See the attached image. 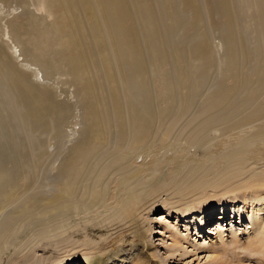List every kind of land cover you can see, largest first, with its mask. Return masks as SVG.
Masks as SVG:
<instances>
[{
    "label": "rangeland",
    "instance_id": "rangeland-1",
    "mask_svg": "<svg viewBox=\"0 0 264 264\" xmlns=\"http://www.w3.org/2000/svg\"><path fill=\"white\" fill-rule=\"evenodd\" d=\"M80 1L84 0H63V6L55 1L52 5L53 14L48 16L44 11L37 9L35 0L34 2L26 0L28 6L18 4L15 0H0V52L6 49L4 50L6 54H10L17 62L20 61L18 63L20 71H29L28 67L21 64L23 55L18 56V51L13 54L14 48L8 49L3 42L7 39L6 31L8 30L2 26L6 21L13 22L11 36L18 40L17 48L25 51L28 46L32 52L35 51L39 56L28 57L24 52L25 58L33 63H36V59L40 57L54 59L58 65L55 71L57 74L52 76L53 80L49 83L58 93H61L60 98H68V100L71 98L72 101L81 99L79 94L82 92L78 90L81 89L83 82H70L68 71L66 74L63 72L78 56L69 38L71 29L79 30L77 34L82 45L85 41L93 43L88 21L83 19L80 23H74L71 20L72 4ZM163 1L126 0V7L132 15L134 39L144 56L145 69L142 75L143 83L132 84L127 91L128 94L126 92V100L135 102V94L139 93L140 86H144L152 103L161 104L171 89L170 84L174 79L171 77V72L179 64L178 62L175 64L172 58L155 57L151 41L156 45L155 51H174L183 48L190 53L201 40H206V45L209 43V49L213 51L212 57L217 51L219 55L215 53L217 56L213 59L210 57L207 62L200 61L202 65L195 59L193 62L189 61L191 58L186 55L180 65L193 69L194 66L199 64L203 66L207 63L204 64L205 78L203 77L201 82L199 78L193 77V79L196 78L192 81L194 84L198 82V85L206 86L205 88H214L216 81L219 83L220 79L224 85L232 84L231 78L225 71L228 61L224 59L228 55L227 49H232V46L223 45L220 41L222 38L227 40L229 36L226 26L228 19L225 16L223 2L227 5L226 11L231 17H235L238 23L236 37L241 41L239 46L243 48L246 46V49L249 48L251 52L255 50L253 55L264 53L263 37L261 38L259 29L260 19L250 15L254 8L248 5L247 0H196L188 7L183 0H168L175 2L177 13L183 20L182 25L178 23V27L175 26V28L172 25L171 29L165 25L162 30L161 28L152 30L143 20V16L149 7L158 8V5L164 3ZM107 2V0H99L96 4L100 18L103 16L102 9ZM23 12L25 14L21 15ZM14 19L16 20L13 21ZM192 22L195 23L192 25ZM42 27L44 30L40 31ZM163 30L167 34L162 32ZM88 47L99 55L96 46ZM14 55H17L16 58ZM251 62L249 65L252 66ZM111 65L116 67L114 71L116 78L120 77L122 70L115 62ZM187 65L190 66L187 67ZM126 71L130 72L132 78L131 66ZM222 72H224L223 75H221ZM29 77L32 82H36L34 75ZM89 78L98 91L99 99L103 97L109 99L122 92H117L111 78L107 80V70L104 67H99L98 75L90 74ZM2 82L3 80L0 79V83ZM203 82L207 85L202 84ZM208 85L211 86L208 87ZM72 92L75 94L72 95ZM76 113L79 111L73 112V115ZM10 120V110L5 106L0 89V155L8 167H12L16 162L28 164L29 152L34 146H40V139L51 138V146L48 150L51 153H58L59 157L61 152L59 147L62 143L54 133L34 134L30 130H25L22 123L17 120L11 121L8 125ZM74 122L69 116L63 134L70 133ZM240 133V130H236L230 134V137L229 135L219 136L220 138L217 137L209 143H202V146L193 145L183 150L180 148L181 136L178 137L179 131H177L171 141L158 144L144 143L141 149L137 148L141 154L135 158H132L135 150L126 151V156L122 159L125 165L122 167L127 168L128 178L123 183L117 181L108 187L99 183L93 186L94 183L88 180L73 192L72 195L77 197L79 202L91 204V207L88 205L87 208L82 207L75 211L78 212L83 226L63 225L59 220L44 219V215L39 214L41 220L35 217L30 220L31 223L18 225L15 229V233L20 236L31 234L41 237L38 246L22 256L13 254L10 250L6 256L5 254L0 256V264H220L221 262L222 264H264V252L256 250L257 246L252 244L261 233L260 227L255 229V225L264 221V189L244 186V188H237L236 185L241 183L240 178H232L231 174L227 173L228 161L221 158L223 152L228 151L226 149L236 146ZM14 144H18V147ZM255 147L245 157L246 170L253 165L264 166V144L258 142ZM53 159L56 160L57 157ZM129 164L138 167L139 170L133 172ZM48 165L49 163L45 161L38 167L39 171L34 170L36 174L33 176L31 185L23 175L18 177V184L23 188L20 186L21 189L16 191L17 195L21 196L30 187L32 189L30 188L31 191L28 190L27 193L32 192L33 187L43 186L48 181ZM190 170H193V175L200 177L203 173V180L209 183L215 181L217 177L230 180H219L223 182V185L208 188L206 192H200L199 195L188 196L189 200L194 199L188 202V204L191 202L189 207L181 202L172 204L166 201L168 194L157 191L154 192L156 194L150 201L152 203L150 207L148 203L146 207L134 211L127 207V195H117V193H124L125 182L138 180L144 182L150 190H155L161 184H169L174 178L188 174ZM31 174L34 175L32 172ZM50 176L54 179V184L59 186L66 184V179L58 170ZM13 192L7 194L5 191L0 192V206L6 205L14 197L17 203L21 202L19 196L10 199ZM252 195H255L253 205H251ZM256 196L259 198L256 199ZM199 199L202 202L198 201ZM39 204V202L35 203V205ZM8 208L10 209V207L6 209ZM210 209L213 211L209 212ZM259 211L258 221L254 222L247 218L253 212L258 214ZM75 212L67 211L72 221L77 217H73ZM84 216L97 218L96 222L94 221L96 226L89 223L86 226L82 219ZM173 227H175L174 233L171 231ZM257 239L254 241L256 242Z\"/></svg>",
    "mask_w": 264,
    "mask_h": 264
},
{
    "label": "bare ground",
    "instance_id": "bare-ground-1",
    "mask_svg": "<svg viewBox=\"0 0 264 264\" xmlns=\"http://www.w3.org/2000/svg\"><path fill=\"white\" fill-rule=\"evenodd\" d=\"M25 1L15 0L18 4L28 6ZM32 1L34 2V0ZM55 1L62 4L63 0H35L34 3L37 9L51 16L53 14L52 5ZM98 1L84 0L77 4L73 3L70 11L72 22L80 23L83 19L88 21L93 37V43L85 41L82 45L77 34L78 29L72 28L69 36L78 56L63 72L66 74L68 71L70 82H83L81 89L78 90V92H82L79 94L81 97L79 101L60 98L61 93H58L53 85H50L49 82L53 80L52 76L57 74L55 71L58 65L54 59L40 57L36 59V63L31 62L25 58V54L28 57L39 55L35 51L32 52L28 46L25 51L17 48L16 41L18 40L11 36L13 22L6 21L2 26L8 30L6 31L7 39L3 40L6 47L14 48L13 54L18 51V56L23 55L21 64L23 63L22 66L29 69L27 72L20 71L19 60L17 62L10 54H6L4 52L6 49L0 52V79L3 80L0 83V89L5 106L10 110L11 120L8 125L11 121L17 120L22 123L25 130H30L34 134L43 135L52 132L60 139L62 145L59 147L61 152L58 157V153H51L48 150L51 146V138L40 139V146H34L29 152L28 164L16 162L12 167H8L0 155V192L5 191L7 194L14 191L10 199L19 196L16 191L21 189L22 185L18 184V177L23 175L31 185L33 176L36 174L34 170L39 171L38 167L45 161L47 164L49 163L48 181L43 186L38 187L37 184H34L36 187L32 186V192L27 193L30 187L19 196L21 202L17 203V199L14 197L6 205L0 206V256L3 254L6 256L10 250L13 251V254L22 256L38 246L41 237L31 234L20 236L15 233V229L18 225L31 223L30 220L39 217V214H43L44 219L59 220L63 225L83 226L78 212L75 211L82 207L87 208L88 205L91 207V204L79 202V199L72 195L73 192L88 180L94 183L93 186H97V183L107 185V187L117 181L123 183L128 178L127 168L122 167L125 165L122 159L126 156V151L135 150L132 156L135 158L141 154L137 148L141 149L144 143L158 144L171 141L177 131H179L178 137L181 136L179 140L182 142V146L180 148L187 150L193 145L209 143L219 136L229 135L228 137H230L231 133L240 130L236 146L226 149L228 151H224L221 155V158L228 161L229 171L227 173H230L232 178H240L241 183L236 185L237 188L258 187L264 189V166L253 165L249 170L244 167L245 157L252 152V149L256 148V144L258 142L264 144V53L256 54L258 52L256 50V55H253L255 50L252 49L251 52L248 47L246 49V46L245 48L239 46L241 41L236 37L238 23L236 18L231 17L226 11V3L223 2V7L228 19L226 26L229 36L227 40L222 38L220 41L223 45L232 46V49H227L229 50L226 52L228 55L225 54L227 57L224 55L225 61H228L225 71L231 78L232 84L224 85L220 77L219 83L218 81H216L217 84L214 83L216 85L214 88H205L206 86L198 85V82L197 86L192 83L196 78L202 82L206 75L204 64L207 63L201 65L212 57L213 51H210L209 43L206 45V40H201L190 53L183 48L174 51H155L156 45L151 41L155 57L172 58L176 62L175 64L178 62L180 65L186 55H189L191 58L190 60L189 57L187 58L189 61L193 62L195 59L197 62H202H200L201 65L194 66L193 69L190 67L187 69L186 66L184 68L181 65L174 67L171 72V77L174 79L170 84L171 89L167 97L163 103L154 104L144 86H140L138 94L134 93L136 95H134L135 102L126 100V92L129 87L132 84L143 83L142 75L145 73L144 56L139 51L134 39L132 15L126 7V0H107V4L102 9L104 10L102 18H100L96 6ZM183 1L187 7L196 2V0ZM247 1L248 5L254 8L250 15L260 19L259 29L264 43V0ZM163 2L160 6L158 5V8L149 7L143 16V20L150 25L152 30L160 28L162 30L165 25H168L169 28L173 25L175 28L183 23L177 13L175 2L168 0ZM24 14L23 12L21 15ZM195 17H197L196 12ZM194 23L192 22V25ZM42 30L44 27L40 29V31ZM92 45L97 47L99 55H96L95 51L88 47H92ZM217 52H214V57L217 56H215ZM16 56L14 55L15 58ZM97 56L98 58H96ZM219 61L221 62V60ZM112 62H115L122 70L118 78L114 74L116 67L111 65ZM250 62L254 65H249ZM129 66L133 69L132 78L130 72L126 71ZM99 67H104L107 70V80L111 78L116 85L117 92L122 91L120 94L109 99L103 96L102 99H99L98 91L89 78L90 74L98 75ZM30 75L31 77L35 76L36 82L30 80ZM193 77L196 78L193 79ZM74 94L72 92V95ZM77 110L79 113L73 115V112ZM69 116L75 122L70 128V133L63 134ZM213 134L215 136H212ZM14 146L18 147V144H14ZM54 157L57 159H53ZM128 166L132 168L133 172L139 170L138 167L131 164ZM191 167L193 168V166ZM55 170L61 172L66 179L64 186L54 184V179L50 175ZM192 172L193 170H190L188 174L174 178L169 184H161L155 190H150L144 182L138 180L125 182L124 193H117V195H127V207L134 211L146 207L148 203L150 207L152 205L150 201L156 194L154 192L157 191L168 194L166 201H170L172 204L181 202L189 207L194 199L189 200L188 196L199 195L200 192H206L205 190L208 188L211 189L219 184L223 185V182L219 180H230L217 177L215 181L209 183L203 180V173L200 177L193 175ZM254 197L255 195L251 196V205L254 203ZM258 198L259 196H256V199ZM189 201L191 202L188 204ZM38 202L40 204L35 205ZM7 207L10 209H6ZM39 208L41 209L39 210ZM67 211L75 212L73 217H77L73 221L70 220ZM260 211L258 214L253 212L251 216L247 217L246 215V217L256 222ZM38 219L41 220L40 217ZM82 219L86 226L87 223L96 226L97 218L84 216ZM258 227H260L261 233L255 238H258L257 241L255 242L254 239L252 244L257 246L256 250L264 252V221L255 225V229ZM171 231L174 233L175 227ZM235 235L234 233L236 240Z\"/></svg>",
    "mask_w": 264,
    "mask_h": 264
}]
</instances>
